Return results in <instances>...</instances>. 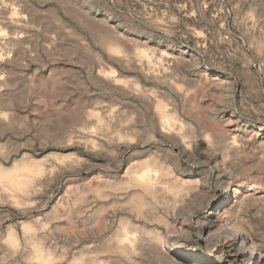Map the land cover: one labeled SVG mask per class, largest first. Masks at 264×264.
<instances>
[{
  "label": "rangeland",
  "instance_id": "374dc122",
  "mask_svg": "<svg viewBox=\"0 0 264 264\" xmlns=\"http://www.w3.org/2000/svg\"><path fill=\"white\" fill-rule=\"evenodd\" d=\"M0 79V264H264V0H0Z\"/></svg>",
  "mask_w": 264,
  "mask_h": 264
},
{
  "label": "bare ground",
  "instance_id": "6f19581e",
  "mask_svg": "<svg viewBox=\"0 0 264 264\" xmlns=\"http://www.w3.org/2000/svg\"><path fill=\"white\" fill-rule=\"evenodd\" d=\"M5 8H6V7H5ZM3 13H4V12H3ZM16 39H17V38H16ZM102 40H103V39H102ZM103 42H104V41H103ZM106 42H109V41H106ZM2 44H3V43H2ZM106 44H107V43H106ZM106 44H105V45H106ZM112 44H114V43L112 42ZM108 46H109V45H108ZM110 46H111V43H110ZM113 46H114V45H112L111 47L113 48ZM114 50H115V49H114ZM0 80H1V79H0ZM0 118H1V117H0ZM5 178H6V177H5ZM20 179H21V178H20ZM16 181H17V180H16ZM19 182H20V181H19ZM23 183H24V182H23ZM15 184H16V183H15ZM15 184H14V185H15ZM20 185H21V184H20ZM17 187H18V186H17ZM23 187H24V186H23ZM18 188H19V187H18ZM19 190H20V189H19ZM21 190H22V189H21ZM24 190H25V189H24Z\"/></svg>",
  "mask_w": 264,
  "mask_h": 264
}]
</instances>
